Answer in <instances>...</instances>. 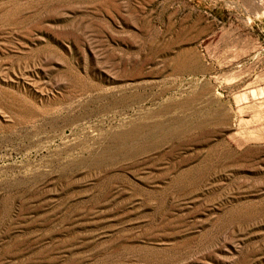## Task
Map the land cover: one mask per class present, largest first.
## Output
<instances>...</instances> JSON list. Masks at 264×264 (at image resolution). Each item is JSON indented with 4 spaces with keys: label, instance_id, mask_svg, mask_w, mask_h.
<instances>
[{
    "label": "rangeland",
    "instance_id": "rangeland-1",
    "mask_svg": "<svg viewBox=\"0 0 264 264\" xmlns=\"http://www.w3.org/2000/svg\"><path fill=\"white\" fill-rule=\"evenodd\" d=\"M0 264H264V0H0Z\"/></svg>",
    "mask_w": 264,
    "mask_h": 264
}]
</instances>
